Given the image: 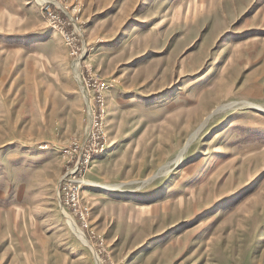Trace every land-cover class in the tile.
<instances>
[{
  "label": "rangeland",
  "instance_id": "obj_1",
  "mask_svg": "<svg viewBox=\"0 0 264 264\" xmlns=\"http://www.w3.org/2000/svg\"><path fill=\"white\" fill-rule=\"evenodd\" d=\"M64 2L80 67L0 0V264H264V0Z\"/></svg>",
  "mask_w": 264,
  "mask_h": 264
},
{
  "label": "built area",
  "instance_id": "obj_2",
  "mask_svg": "<svg viewBox=\"0 0 264 264\" xmlns=\"http://www.w3.org/2000/svg\"><path fill=\"white\" fill-rule=\"evenodd\" d=\"M37 1L45 9L47 18L50 21V23L53 24L54 26H59L60 29L63 31L66 40L71 45V47H73L72 52L75 53L74 55L75 64L78 67H80L82 60L85 59L82 58L83 50L81 44H79V37L77 35V32L75 30L72 31L68 29L71 23L75 25L76 22L74 14H69L71 13V11L67 10L69 5L66 2H64V0H37ZM59 10L67 12V15L65 17L68 18H65L63 16V12ZM79 51H81V53H79ZM82 79H85V76H83ZM92 102L93 99L91 101V104ZM89 136L92 142H89ZM104 138H105V134L103 130H99L96 133H94L90 129L84 141L77 143L72 149H64V151L70 150V153H74L78 157V160L74 167V172H78L79 170V172L81 173L83 167H87L90 164V162L94 159L93 157L96 154H99L100 152L103 151ZM78 180L79 179H76L75 181L77 182ZM78 187H75V189L72 190L71 194L67 193L66 195H63L62 207L73 209L75 214L78 215L82 225H88V221L86 219L87 210H85L84 207H82L81 205L82 198Z\"/></svg>",
  "mask_w": 264,
  "mask_h": 264
},
{
  "label": "bare ground",
  "instance_id": "obj_3",
  "mask_svg": "<svg viewBox=\"0 0 264 264\" xmlns=\"http://www.w3.org/2000/svg\"><path fill=\"white\" fill-rule=\"evenodd\" d=\"M85 237V236H84Z\"/></svg>",
  "mask_w": 264,
  "mask_h": 264
}]
</instances>
